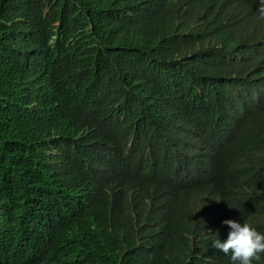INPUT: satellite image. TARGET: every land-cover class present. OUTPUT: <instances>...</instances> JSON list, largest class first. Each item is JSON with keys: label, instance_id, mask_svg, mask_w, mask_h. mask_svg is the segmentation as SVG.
<instances>
[{"label": "trees", "instance_id": "16d2710c", "mask_svg": "<svg viewBox=\"0 0 264 264\" xmlns=\"http://www.w3.org/2000/svg\"><path fill=\"white\" fill-rule=\"evenodd\" d=\"M254 24L236 0H0V264H225L172 201L190 134L264 103Z\"/></svg>", "mask_w": 264, "mask_h": 264}, {"label": "clouds", "instance_id": "9594fccd", "mask_svg": "<svg viewBox=\"0 0 264 264\" xmlns=\"http://www.w3.org/2000/svg\"><path fill=\"white\" fill-rule=\"evenodd\" d=\"M236 1L255 22L254 27L264 29V0ZM259 106L258 100L254 111L243 116L250 123L241 136L220 140L208 139L203 131L190 134L196 145L184 151L198 150L202 156L194 164L186 155L189 186L179 182L181 199L172 201L176 229L184 240L193 246L197 237H205L225 264H264V201L249 194L256 169L264 164V103ZM165 205L158 200L156 213ZM195 228L204 232L189 235Z\"/></svg>", "mask_w": 264, "mask_h": 264}]
</instances>
